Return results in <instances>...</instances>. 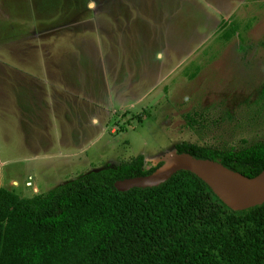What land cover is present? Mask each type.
Listing matches in <instances>:
<instances>
[{
    "label": "rangeland",
    "instance_id": "rangeland-1",
    "mask_svg": "<svg viewBox=\"0 0 264 264\" xmlns=\"http://www.w3.org/2000/svg\"><path fill=\"white\" fill-rule=\"evenodd\" d=\"M263 89L264 0H0V185L255 146Z\"/></svg>",
    "mask_w": 264,
    "mask_h": 264
},
{
    "label": "trees",
    "instance_id": "trees-1",
    "mask_svg": "<svg viewBox=\"0 0 264 264\" xmlns=\"http://www.w3.org/2000/svg\"><path fill=\"white\" fill-rule=\"evenodd\" d=\"M176 152L248 178L264 171V142L237 151L183 143ZM163 162L140 154L31 198L0 185V264H264V203L233 210L189 171L156 187H115Z\"/></svg>",
    "mask_w": 264,
    "mask_h": 264
},
{
    "label": "water",
    "instance_id": "water-1",
    "mask_svg": "<svg viewBox=\"0 0 264 264\" xmlns=\"http://www.w3.org/2000/svg\"><path fill=\"white\" fill-rule=\"evenodd\" d=\"M180 171L197 175L233 210L242 211L264 203V171L256 177L248 178L218 161L198 159L185 152L169 155L150 175L118 180L115 187L119 191L156 187Z\"/></svg>",
    "mask_w": 264,
    "mask_h": 264
},
{
    "label": "crops",
    "instance_id": "crops-1",
    "mask_svg": "<svg viewBox=\"0 0 264 264\" xmlns=\"http://www.w3.org/2000/svg\"><path fill=\"white\" fill-rule=\"evenodd\" d=\"M63 159L65 160V159H71V158H75L76 156H75V154H63ZM31 176V183H32V185H29L30 187H35V190L37 191V190H40L39 188H37V184H35V183H33V179H34V177L32 176V175H30ZM3 175L2 174H0V183L2 184V180H3ZM29 179H30V177H29ZM29 179L26 181V187H29V186H27V182H29ZM14 183H16V184H14ZM11 184L13 185V186H18V184H19V181L18 180H16V179H12V181H11Z\"/></svg>",
    "mask_w": 264,
    "mask_h": 264
},
{
    "label": "built area",
    "instance_id": "built-area-1",
    "mask_svg": "<svg viewBox=\"0 0 264 264\" xmlns=\"http://www.w3.org/2000/svg\"><path fill=\"white\" fill-rule=\"evenodd\" d=\"M27 185H31V183L29 182Z\"/></svg>",
    "mask_w": 264,
    "mask_h": 264
}]
</instances>
